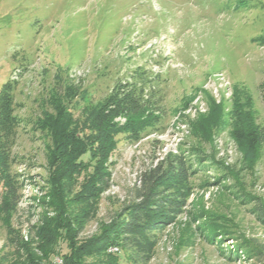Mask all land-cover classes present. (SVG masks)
Here are the masks:
<instances>
[{"label": "rangeland", "instance_id": "obj_1", "mask_svg": "<svg viewBox=\"0 0 264 264\" xmlns=\"http://www.w3.org/2000/svg\"><path fill=\"white\" fill-rule=\"evenodd\" d=\"M139 75L157 123L93 160L86 110ZM9 81L0 264H66L69 238L119 230L154 172L144 235L75 264H264V0H0V91ZM166 198L179 206L169 216ZM60 216L70 231L55 237Z\"/></svg>", "mask_w": 264, "mask_h": 264}, {"label": "trees", "instance_id": "obj_2", "mask_svg": "<svg viewBox=\"0 0 264 264\" xmlns=\"http://www.w3.org/2000/svg\"><path fill=\"white\" fill-rule=\"evenodd\" d=\"M146 83L148 79L139 75L134 82H127L118 85L115 90L108 96L107 100L102 105L92 107L86 110V117L82 122V128L79 129L80 133H84L82 139L86 143V152L91 153V158L94 160L102 155L107 156L110 147L117 144L118 136L126 135L128 139L138 138L142 132L148 127L157 123V117L153 114L145 116V109L150 107L151 101L146 98ZM15 90L14 82H7L3 85L0 91V184L5 188L7 197L14 194V179L10 173L7 164V154L10 151V141L12 137V127L15 124L14 114V95ZM153 116V117H152ZM123 117L126 123L121 125L117 121L118 118ZM179 170L180 175L186 176V165L179 161L176 170ZM100 172L96 171L95 174L90 176L86 184V198L95 200L100 194V189L96 187L99 183ZM159 175L156 172L148 175L144 180V202L140 205L133 207L131 214L126 222L116 226L119 230H110L100 239L85 243L83 246H78L73 241L72 237L69 238L68 252L61 254L60 257L66 264H75L82 259L86 253H104L108 248L115 244V239L118 235L125 234L131 236L130 238H137L144 235L146 226L148 225V218L145 215L147 212V205L159 197L157 193ZM167 202V205L165 204ZM147 206V207H146ZM159 208L167 206L165 213L169 216L170 212L177 210L179 207L175 199L166 198L162 200ZM159 208H156L158 210ZM169 212V213H168ZM59 217V216H58ZM55 230H52V235L59 237L62 232L69 233L71 220L64 219L60 216L58 220L53 222ZM53 228V229H54ZM125 237V240L129 238ZM47 259L53 255L52 252L48 253ZM110 261L113 264H118L115 256H110ZM45 259L42 260V262ZM30 264H42L34 260H28Z\"/></svg>", "mask_w": 264, "mask_h": 264}]
</instances>
